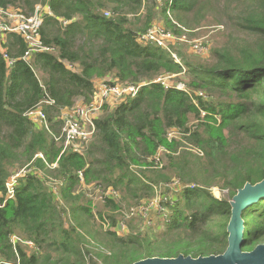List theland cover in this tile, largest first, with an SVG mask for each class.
Returning a JSON list of instances; mask_svg holds the SVG:
<instances>
[{
    "label": "trees",
    "instance_id": "1",
    "mask_svg": "<svg viewBox=\"0 0 264 264\" xmlns=\"http://www.w3.org/2000/svg\"><path fill=\"white\" fill-rule=\"evenodd\" d=\"M36 5L51 13L40 29L47 50L24 61L26 44L8 34L12 66L0 53V264H133L222 254L232 198L264 181V0H0L3 11L25 15ZM157 22L188 37L224 26L230 40L210 51L211 62L190 58L177 43L175 62L156 45L137 43ZM241 33L251 42L238 41ZM166 77L174 80L169 87L155 83ZM106 78L109 85L141 87L117 106L102 107L83 155L64 149L53 139L62 111L80 99L90 104L94 80ZM38 105L48 132L25 116ZM171 131L178 137L168 140ZM21 170L30 172L6 199V182ZM203 178L209 187L199 184ZM172 180L195 185L182 190V208L174 205L169 235L110 231L125 200H151L153 187ZM83 186L118 197H104L96 215ZM210 187L227 194L217 198ZM242 219L244 250L264 244V199ZM86 222H93L91 231H84ZM12 235L37 250L12 245Z\"/></svg>",
    "mask_w": 264,
    "mask_h": 264
},
{
    "label": "built area",
    "instance_id": "2",
    "mask_svg": "<svg viewBox=\"0 0 264 264\" xmlns=\"http://www.w3.org/2000/svg\"><path fill=\"white\" fill-rule=\"evenodd\" d=\"M169 13H167L168 15ZM46 15H51L48 7H41L40 5H36L34 12L32 15H25L21 10H15L8 8L6 10L0 9V53L2 57L7 62L8 66H12L14 60H11L7 55L5 43L6 37L8 34H14L21 39H23L24 43L27 46L26 51L23 54L22 59L27 61L30 59L31 55L34 53H40L45 50L40 41V29L43 25L44 17ZM105 16L108 17L109 14L105 13ZM66 25V22H63ZM185 35L176 36L171 31L166 30L161 22L155 23L150 29H148L145 33L138 35L137 43L140 44H154L158 48L162 49L165 52L170 53L172 59L175 62H179L176 54L173 52L172 47L177 43L182 44L186 43ZM191 50L198 54H205L207 52V47L205 45H201L198 41H193ZM4 45V47H3ZM206 47V48H205ZM155 83H161L164 87H169L168 77L166 78H158L155 80ZM181 85V84H180ZM141 85H121L114 84L109 85V82H104L102 85L95 87L93 99L90 104H80L75 105L73 108L69 110H65L60 115V120L62 122L60 133L57 136H54L53 139L55 142H61L63 148H70L72 152L83 155L85 149L87 148L89 142L91 141L94 134V121L99 118L101 115L102 107L107 105L109 107H115L121 102H123L128 97L136 96ZM178 88V86H177ZM179 90L184 91L183 88H178ZM27 119L31 121L36 127L48 132L49 124L46 120V116L41 109V106H36L27 111L25 114ZM178 134L174 131L168 133L167 138L171 140L172 138H177ZM189 151L195 153L199 157L203 156V153L196 148H188ZM36 157L42 158V155H37ZM158 161V160H157ZM30 171L21 170L11 176L5 184L6 189V199H13L15 194V184L18 178L26 176ZM79 178L82 181V176L79 174ZM177 184V188H179V192L181 194L184 188H193L187 186L186 184H180V182L176 180H172L171 183L160 184L159 187H153L154 189V198L149 203L147 207L143 209H138V214L143 218H146L150 213L149 211L152 209L153 203L156 208L159 209L155 202L160 200L163 196V187L165 185H174ZM83 194L88 198L92 197L93 199L97 198L98 201L104 202V197H108L110 199H116L118 195L112 191L107 190L104 194H101L100 190H95V192H91L90 186L82 188ZM212 191V190H211ZM93 193V194H92ZM213 193V191H212ZM161 196V197H160ZM163 200V199H162ZM162 206L163 203L161 202ZM173 204L171 202L167 203V205ZM175 205V204H173ZM166 206V205H165ZM107 223V222H104ZM126 223L124 220H121L117 223L116 226L111 227L110 231L115 232L118 235L125 234L124 232L126 228ZM129 227V225H128ZM9 242L12 245L22 244L31 250H37L34 243L28 240H23L15 235L10 236Z\"/></svg>",
    "mask_w": 264,
    "mask_h": 264
},
{
    "label": "rangeland",
    "instance_id": "3",
    "mask_svg": "<svg viewBox=\"0 0 264 264\" xmlns=\"http://www.w3.org/2000/svg\"><path fill=\"white\" fill-rule=\"evenodd\" d=\"M14 9V8H11ZM17 10V9H15ZM212 27H203L200 28L198 30H196L195 34L193 37H188L185 35L186 37V43H182L179 44V46H181V48H183L182 50L185 52L186 55H188L190 58H196V60L201 61V62H205V61H209L210 57H209V53L210 51H212L213 49L217 48V49H221V47L224 45V43L227 40H230L229 38H227L228 35L231 34L230 31H227L226 27L223 26L219 27V29H222V32H216L217 30H212ZM217 29V28H215ZM219 33H224V35H219ZM243 34L241 33V37L238 39V41H241L243 43L246 42H251V40L249 38H247V36H242ZM224 36V37H223ZM226 37V38H225ZM234 40H237L236 37H233ZM232 39V40H233ZM198 41L201 45H205L207 47V52L205 54H198L195 53L191 50L192 47V43H194L193 41ZM205 47V48H206ZM169 79V78H168ZM174 80H168V83H173ZM264 83V81L262 82ZM102 85V83L100 84ZM184 86L181 84H178V88H183ZM177 88V89H178ZM198 156V155H197ZM206 178H203L202 180H199V184L201 186H208V183L206 182L205 184H203L202 181H205ZM201 182V183H200ZM187 186L191 187L192 185H195L194 182H190L188 184H186ZM177 184L174 185H165L162 189L163 191V196L161 198V201L158 200L155 202V205H157L159 207L156 208L154 206H152V209L149 211L150 213L147 215L146 218H143V216L141 217V215L139 216L138 214V209H143L144 207H147L149 205V203L152 201L148 200V201H140L138 203L132 202L131 200L127 199L123 202V210L121 211V220H124L126 223V228L124 230V232L128 233H142V234H150L156 237H162L163 235H169L168 230H167V223L170 221V219L172 218V215L174 213V205H179V208L183 207V199L181 197V194L179 192V188L176 187ZM210 190L213 191L214 195L217 198H221L222 194L225 193V195L227 194V190L224 191H220L217 187H210ZM161 197V196H160ZM163 199V200H162ZM94 205H93V212L97 215V213L100 211V209H102V203L100 201H98L97 198L93 199ZM161 202L163 203V206L161 204ZM173 203L170 205H167V203ZM166 205V206H165ZM106 212V211H105ZM186 216L189 215L188 212L185 213ZM120 218V217H119ZM93 223V222H92ZM92 223H87L85 225L84 231H88V230H92ZM95 223H97V219H94V226ZM129 225V227H128ZM88 229V230H87ZM90 240V238H89ZM161 247H163V244L160 245Z\"/></svg>",
    "mask_w": 264,
    "mask_h": 264
},
{
    "label": "water",
    "instance_id": "4",
    "mask_svg": "<svg viewBox=\"0 0 264 264\" xmlns=\"http://www.w3.org/2000/svg\"><path fill=\"white\" fill-rule=\"evenodd\" d=\"M264 199V181L255 185L246 184L230 202V219L227 225V246L219 255L191 256L178 255L174 258L152 257L142 259L133 264H264V244L252 250H244V221L242 212Z\"/></svg>",
    "mask_w": 264,
    "mask_h": 264
},
{
    "label": "crops",
    "instance_id": "5",
    "mask_svg": "<svg viewBox=\"0 0 264 264\" xmlns=\"http://www.w3.org/2000/svg\"><path fill=\"white\" fill-rule=\"evenodd\" d=\"M110 81H111L110 78L94 80V87H98V86H100L101 83H104V82L108 83ZM80 104H84V102L81 99L78 100L75 105H80Z\"/></svg>",
    "mask_w": 264,
    "mask_h": 264
}]
</instances>
